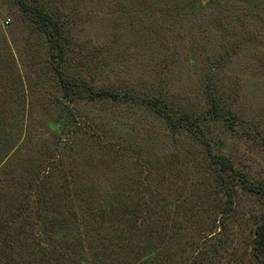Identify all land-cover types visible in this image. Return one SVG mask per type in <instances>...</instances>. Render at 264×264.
Masks as SVG:
<instances>
[{"label": "rangeland", "instance_id": "374dc122", "mask_svg": "<svg viewBox=\"0 0 264 264\" xmlns=\"http://www.w3.org/2000/svg\"><path fill=\"white\" fill-rule=\"evenodd\" d=\"M38 1L63 23L66 78L202 114L214 152L264 179V0ZM50 56L15 0H0V231L24 198L45 218L2 260L259 264L261 196L234 182L222 236L230 201L204 147L144 104L67 102ZM215 100L233 116L212 115ZM49 240L62 250L47 253Z\"/></svg>", "mask_w": 264, "mask_h": 264}, {"label": "trees", "instance_id": "16d2710c", "mask_svg": "<svg viewBox=\"0 0 264 264\" xmlns=\"http://www.w3.org/2000/svg\"><path fill=\"white\" fill-rule=\"evenodd\" d=\"M15 3L30 24L34 25L38 31L45 35L51 55V63H53L52 70L57 76L59 85L63 90L64 100L66 99L69 103H76L78 100L82 101L88 98L90 100H122L124 103L129 104H144L157 117L164 119L174 132L186 131L204 147L207 158L216 167V179L230 201V205L225 206L222 210L218 226L221 229L222 236L226 233L225 219L231 216L234 211V200L236 198L234 182L238 183L243 190L261 196L264 203V179L259 181L254 180V178L248 176L243 171L236 169L231 158L214 152L205 133L203 124L206 118H203L202 114L194 116L184 110L177 109L164 96L153 98L144 94L119 93L114 90H96L84 82L77 83L69 80L64 76L63 72L69 46L67 47L68 42L64 34L62 21L56 19L46 6L38 0H15ZM210 112L212 115L218 117L233 116V113L222 107L217 100L214 101ZM236 127L237 122L231 119L230 129L236 131ZM246 129L251 132L249 128ZM252 134L255 135L256 132ZM23 200L25 204L17 210L16 219L13 224L7 230L0 231V255L6 253V249L9 247L12 249L20 245L22 247V243L24 244L26 241L28 231L34 229V227H41V221L44 223L45 218L40 215L39 206L25 198ZM29 227L31 229L27 230ZM253 239L252 250L254 257L259 264H264V220L256 228ZM50 242L51 240H49V244ZM49 246L47 253H51L50 251H52L51 254H57L58 251L62 250L53 243ZM42 249L44 251V248ZM194 260L195 258L193 257L192 263L196 264ZM197 263L202 264L201 261ZM0 264H9V262H5L0 258Z\"/></svg>", "mask_w": 264, "mask_h": 264}, {"label": "water", "instance_id": "95a60500", "mask_svg": "<svg viewBox=\"0 0 264 264\" xmlns=\"http://www.w3.org/2000/svg\"><path fill=\"white\" fill-rule=\"evenodd\" d=\"M204 1H206V0H204Z\"/></svg>", "mask_w": 264, "mask_h": 264}]
</instances>
